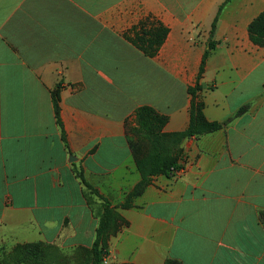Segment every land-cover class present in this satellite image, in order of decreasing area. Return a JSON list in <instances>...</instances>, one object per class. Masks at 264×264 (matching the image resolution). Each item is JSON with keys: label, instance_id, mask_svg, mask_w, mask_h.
<instances>
[{"label": "crops", "instance_id": "0c3cea01", "mask_svg": "<svg viewBox=\"0 0 264 264\" xmlns=\"http://www.w3.org/2000/svg\"><path fill=\"white\" fill-rule=\"evenodd\" d=\"M139 1L152 7L129 16ZM224 1L0 0V226L89 251L102 200L83 179L119 214L109 264H264V46L247 30L264 0H231L216 24L200 98L223 127L186 139L183 168L121 207L141 180L126 124L147 105L165 133L188 127L187 89ZM150 14L169 29L152 58L123 38Z\"/></svg>", "mask_w": 264, "mask_h": 264}, {"label": "trees", "instance_id": "16d2710c", "mask_svg": "<svg viewBox=\"0 0 264 264\" xmlns=\"http://www.w3.org/2000/svg\"><path fill=\"white\" fill-rule=\"evenodd\" d=\"M230 1L231 0H225L218 8L217 14L211 24L208 48L203 54L196 83L194 86L188 87L187 89V93L191 97L188 127L182 132L165 133L163 129L168 122V117L160 114L153 107L147 105L137 107L133 112V121L126 124L127 143L134 158L136 169L141 175V180L136 188L129 194L125 203L121 205L122 208L129 207L132 200L142 192L144 187L151 183L154 177L159 175L171 177L183 168L181 164L184 162L182 143L186 139L198 138L202 135L218 131L223 127L224 123L206 121L203 114L204 104L200 98V92L204 90L205 87L199 83V80L204 72V67L210 51L218 44V42L213 39L218 18L224 6ZM247 30L249 39L254 45L259 47L264 46V11L249 23ZM168 32V27L161 21L152 16H148L139 20L138 23L125 31L123 33V38L144 56L152 58L158 53ZM51 98L54 115L62 131L59 116V88L51 93ZM243 110L244 109H241L240 112ZM62 138L64 140L63 132ZM163 140L169 143L166 150H164ZM147 143L150 144V149L149 153L144 156ZM180 159L182 160L181 163ZM82 181L86 188L96 194L93 188L86 184L83 179ZM102 201L103 214L100 217L99 225L96 229L95 241L90 249L92 264H101L102 259L108 255L106 250V238L111 228V218L114 213V208L109 207L108 202L105 200ZM169 264L175 263L171 262Z\"/></svg>", "mask_w": 264, "mask_h": 264}, {"label": "rangeland", "instance_id": "374dc122", "mask_svg": "<svg viewBox=\"0 0 264 264\" xmlns=\"http://www.w3.org/2000/svg\"><path fill=\"white\" fill-rule=\"evenodd\" d=\"M158 1L163 2L164 0ZM169 6L172 7L173 5H165V7ZM116 7L118 12V10H120L119 5L114 6V8ZM151 7L152 6L150 5L141 4L139 1L138 6H133V11H130L128 15L134 18L143 17L147 14V9ZM157 8L158 6H155V9ZM150 16L154 17V15L152 14H150ZM196 40V38H193L192 42H195ZM163 145L165 147L164 150H166V148H168L169 146V143L166 140H163ZM149 149L150 144L147 143L145 146L144 156L149 153ZM181 161L182 160L180 159V163ZM88 193L94 194L90 190ZM95 195L100 198L98 194ZM101 200H105L106 202H108V200L104 198H102ZM108 204L110 207V202H108ZM101 205L102 208L98 213L100 217L103 214V201L101 202ZM92 206L93 208H95L93 202ZM118 215L119 214L114 211L111 218L112 222H114V220H118ZM0 264H92V257L90 250L84 251L82 249L64 247L56 244L46 243L43 241L29 242L26 240V236H24L23 234L20 235L18 231L6 226H0Z\"/></svg>", "mask_w": 264, "mask_h": 264}, {"label": "built area", "instance_id": "2783aa9c", "mask_svg": "<svg viewBox=\"0 0 264 264\" xmlns=\"http://www.w3.org/2000/svg\"><path fill=\"white\" fill-rule=\"evenodd\" d=\"M107 256H108V255H107ZM107 256L104 257V259H103V261H102V264H109Z\"/></svg>", "mask_w": 264, "mask_h": 264}]
</instances>
